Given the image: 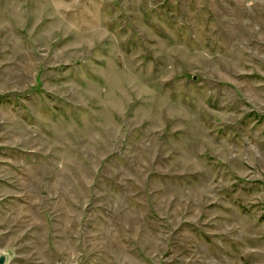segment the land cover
I'll use <instances>...</instances> for the list:
<instances>
[{"label":"rangeland","instance_id":"obj_1","mask_svg":"<svg viewBox=\"0 0 264 264\" xmlns=\"http://www.w3.org/2000/svg\"><path fill=\"white\" fill-rule=\"evenodd\" d=\"M7 264H264V0H0Z\"/></svg>","mask_w":264,"mask_h":264},{"label":"water","instance_id":"obj_2","mask_svg":"<svg viewBox=\"0 0 264 264\" xmlns=\"http://www.w3.org/2000/svg\"><path fill=\"white\" fill-rule=\"evenodd\" d=\"M8 263V259L5 255H1L0 254V264H7Z\"/></svg>","mask_w":264,"mask_h":264}]
</instances>
